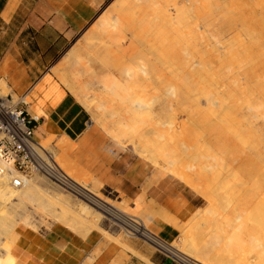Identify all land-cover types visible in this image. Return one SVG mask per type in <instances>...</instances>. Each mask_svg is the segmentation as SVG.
<instances>
[{
    "label": "bare ground",
    "instance_id": "bare-ground-1",
    "mask_svg": "<svg viewBox=\"0 0 264 264\" xmlns=\"http://www.w3.org/2000/svg\"><path fill=\"white\" fill-rule=\"evenodd\" d=\"M263 11L244 10L237 17L223 13L214 25L207 22L212 10L201 17L198 10L180 8L173 16L161 6V0H121L114 19L102 18L95 34L99 41L108 40L125 20L157 26L153 43L145 51L147 56L138 63L117 58L113 61L108 43L91 50L97 47L92 37L81 50L67 57L66 74L60 80L68 84L70 78L68 88L73 96L92 113V123L113 142H128L139 157L151 160L164 176L175 178L200 194L209 207L170 244L149 231L148 218L141 221L102 199L98 187L89 186L88 175L67 158L62 142L49 137L53 141H46L55 152L57 165L77 184L78 196L43 179L49 189L43 188L37 178L25 181L20 189L11 187V177L0 178V264H19L15 247L20 229L37 231L41 223L61 224L86 236L99 230L101 221L106 219L168 255L190 258L199 264H264V158L255 154L245 164V181L240 187L236 184L240 177L236 168L241 165L233 167L240 158L230 153L231 139L246 145L255 134L256 122L264 120V73L257 75L251 67L255 58H264V52H259L264 47V27L258 26L257 20ZM135 14L142 18H134ZM194 18L203 24L192 22ZM244 25L250 27L249 32L243 31L246 27L239 29ZM214 28L226 31L220 35ZM199 29L203 35L197 37L193 31ZM244 34L250 35L248 45L241 39ZM224 37L235 41L225 48ZM250 46H255L258 54H245ZM210 57L218 67L210 66ZM93 61L99 63L100 73L89 71L88 64ZM82 77H87V81L81 82ZM195 85H200L199 93L207 106L205 113L196 111L195 123H202L214 133L216 148L199 144L197 137L191 138L187 129L180 130L173 118L163 116L162 108L181 92L193 93ZM8 90L0 80V97H5ZM50 92L55 93V89ZM28 94L23 96L26 104ZM64 95L58 93L52 105ZM31 108L33 118L43 115L42 104ZM228 153L234 157L230 164L224 159ZM235 184L237 190L233 191L231 185ZM103 236L109 237L106 232Z\"/></svg>",
    "mask_w": 264,
    "mask_h": 264
},
{
    "label": "crops",
    "instance_id": "crops-1",
    "mask_svg": "<svg viewBox=\"0 0 264 264\" xmlns=\"http://www.w3.org/2000/svg\"><path fill=\"white\" fill-rule=\"evenodd\" d=\"M25 1L0 0V31L4 25L21 22L26 34L31 33L29 42L9 46L0 57V80L18 97L31 89L40 72L91 22L101 2L39 0L36 7L25 10ZM51 90L46 101L42 97L39 100L44 105L43 115L35 124L37 139L51 137L62 142L67 158L88 175L90 187L116 192L130 205H137L134 209L150 220L149 231L168 243L173 241L181 225L201 210L203 201L198 194L112 142L70 94L64 92V97L52 105L55 94ZM26 112L32 117L33 111ZM103 232L115 238L111 232ZM126 247L143 258L105 239L98 230L81 236L54 224L41 231L20 229L15 254L19 264H173L145 253L137 244L129 242Z\"/></svg>",
    "mask_w": 264,
    "mask_h": 264
},
{
    "label": "rangeland",
    "instance_id": "rangeland-1",
    "mask_svg": "<svg viewBox=\"0 0 264 264\" xmlns=\"http://www.w3.org/2000/svg\"><path fill=\"white\" fill-rule=\"evenodd\" d=\"M39 0H26L24 3L25 10H29L31 8H34L37 6ZM121 0H101L100 4L97 6V12L95 17L91 20V22L88 23V25L77 35H75L73 38L69 40L67 45L64 47V49L55 57V59L48 64L39 74L37 80L33 85H36L34 90L29 89L26 94H28V98L25 99L27 102L25 109L29 111V113L32 112V106L40 103L42 104L40 98H44L47 91L51 89H55V98L58 95V93H67L73 96L72 92L69 90L70 78H67L69 82L68 84L63 83L60 80V76L63 74H66L65 69V61L67 57L78 50H81L85 44V41L89 38L94 37L95 43L97 47H91L92 51H96L97 48L101 47L103 43H108L106 46L107 49L110 50L111 56L110 58L114 59L117 58L118 61L122 62H134L138 63V60L141 57H146L147 53L145 52L147 50V47L151 45L154 30L157 28V26H154L151 23H148L145 21L142 25L139 24L138 21L135 23H131L128 20L122 21L120 23V26L118 28L117 32H114L111 34L110 38L107 39H101L100 41L97 40L96 34V28L100 20L104 17H110L111 19H114L116 15V12L118 10V5ZM161 6L167 10L169 15L175 16V10H178L180 8H183L185 10H198V12L201 13V17L203 13L207 10H212V13L208 17L207 22L212 23L216 25V23L219 21V19L222 17L223 13L233 15L235 17L241 15L242 11H250V10H264V0H161ZM205 7V9H204ZM130 11V10H129ZM128 16H131L130 13H126ZM260 14V13H259ZM136 19L142 18L141 15L135 14L134 15ZM127 19V18H126ZM130 19V18H129ZM258 20V26L264 27V11L259 15L257 18ZM192 22H195L201 26L203 24L202 20H196L195 18L191 20ZM246 27L243 31L249 32L250 27L249 26H240L239 29ZM3 30L0 31V57L1 55L9 49V46L16 45V46H22L23 43L29 42L31 38V33L26 34L27 30L21 26V22L17 24L16 22L4 25ZM211 27H209L210 29ZM216 32L220 35H224L226 29H216ZM193 33L199 37L200 35H203V31L199 29L198 31H193ZM30 34V35H29ZM205 35V34H204ZM250 35L244 34V36L241 37L243 39L246 45L248 37ZM237 36H234L233 38H236ZM264 39V38H263ZM235 41L231 37H224L222 43L225 46V48H228V46ZM101 43V44H99ZM93 45V44H92ZM255 46H250L248 48L247 54L248 56H252L255 53L258 54V51H255ZM263 49V51H262ZM226 51L223 53L225 54ZM259 52H264V47L261 48ZM93 53H91L92 55ZM90 55V57H91ZM215 55V54H213ZM212 55V56H213ZM212 57H210L211 59ZM254 57H252L253 59ZM212 63L210 64L211 67H218L217 62L212 60ZM115 62H117L115 60ZM253 67L257 73V75H262L264 73V58L262 59H254L253 60ZM89 71H93L95 73H100V65L97 62H90L88 64ZM87 77H82L81 82H86ZM200 85H195L196 90L186 95L185 93L181 92L177 94L176 98L171 100V103L166 108L163 109V116L166 118H173L174 122L176 123L177 127L180 126V130L183 128L185 131H188L191 138L197 137L199 144H204L206 146L216 148V142L215 141V135L213 132H211L210 129H207L204 127L202 123H195L197 122L196 119L198 115H196V111L199 110L201 112L205 113V110L207 109V106L204 102V96L199 93V87ZM32 90V91H31ZM56 90L58 91L56 93ZM217 91L215 92V94ZM25 94V95H26ZM4 95L11 96L15 101L18 100V96H14L11 90H8L4 93ZM74 97V96H73ZM76 100L77 98L74 97ZM48 99V98H47ZM45 99L44 101H46ZM195 102H194V101ZM78 101V100H77ZM51 102V101H50ZM44 105V103L42 104ZM84 107V106H83ZM85 108V107H84ZM171 110H168V109ZM86 109V108H85ZM87 110V109H86ZM183 110L186 111V113H183ZM91 117L92 121V113L87 110ZM158 113L160 110L157 111ZM191 113V114H189ZM33 114V112H32ZM188 114V115H187ZM257 125L255 127V134L253 138L247 140L246 145L241 146L237 144L236 141L231 139L232 142H230V153L233 152V155L239 156L240 159H237V164H235L233 167H238V163L241 165L240 167L236 168L239 170V179L236 180V184H241L240 187H242V180L245 181V175H246V165L249 161H251L255 154H259L261 158H264V120H258ZM95 124V123H94ZM96 125V124H95ZM192 133V134H191ZM200 138V139H199ZM48 140V139H46ZM42 141L43 140H39ZM48 141H53L52 139ZM46 141L44 145H49V142ZM112 141V140H111ZM113 142V141H112ZM115 143V142H114ZM116 145L120 147H126L134 154L138 155L136 151H134V148H131L129 146V143L121 142L120 144ZM228 153L226 157H224L225 161L230 164V162L234 159L233 155ZM147 160V159H146ZM149 163L152 164V166L159 172V169L151 160H147ZM264 162V160H263ZM163 174V173H161ZM164 176V174H163ZM200 179V178H199ZM39 180V183L43 185V188H48L49 185L45 183V181H42V178H37ZM44 180V179H43ZM231 185L232 190L236 191L237 186ZM41 185V186H42ZM52 186V185H51ZM99 195L102 199L107 201L109 204L115 205L117 207H120L124 209L127 213L132 214L133 216L137 217V219L144 221L145 219L141 215L139 209H131V205L127 203L121 196H119L116 192H107V191H98ZM198 194V193H197ZM198 196L203 201V204L201 206V210H199L197 216L192 217L187 223L181 225V227L178 229L176 237L173 239V241L169 242L170 244L175 242V240L182 235L183 231H186L187 229L191 228L194 221L200 219L202 216L204 209L206 207H209V203L200 195ZM71 201H74L72 199ZM193 220V222H191ZM61 225V224H59ZM148 225V224H147ZM52 226V225H51ZM47 223L40 224L37 226V231L41 230H47L51 227ZM63 226V225H61ZM65 227V226H63ZM111 232V234H114L115 238L108 237V240H114L116 241L122 248L127 249L126 244L129 242L133 244H137V246H140L145 253L154 255L156 258H163L164 260L170 261V255L152 247L148 242H146L144 239L133 236L131 234H127L126 230L123 229V227L119 224L114 223L110 219L102 220L99 226V230L101 233L103 231ZM158 237V236H157ZM186 252H189L187 248H185ZM132 253V252H131ZM133 254V253H132ZM134 256L141 257L139 254H133Z\"/></svg>",
    "mask_w": 264,
    "mask_h": 264
},
{
    "label": "built area",
    "instance_id": "built-area-1",
    "mask_svg": "<svg viewBox=\"0 0 264 264\" xmlns=\"http://www.w3.org/2000/svg\"><path fill=\"white\" fill-rule=\"evenodd\" d=\"M23 97H0V178L9 176L12 188L25 181L42 178L52 186L78 196L74 183L57 165L51 144L36 137L38 119L30 117ZM75 196V197H76ZM173 264H199L190 258L170 255Z\"/></svg>",
    "mask_w": 264,
    "mask_h": 264
}]
</instances>
